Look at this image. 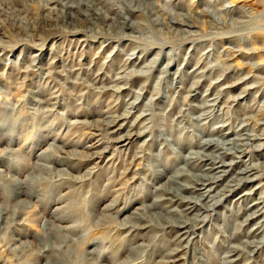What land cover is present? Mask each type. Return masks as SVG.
<instances>
[{"label": "rangeland", "instance_id": "rangeland-1", "mask_svg": "<svg viewBox=\"0 0 264 264\" xmlns=\"http://www.w3.org/2000/svg\"><path fill=\"white\" fill-rule=\"evenodd\" d=\"M79 1L87 0H0V207L8 208L4 224H0V264H63L67 255L70 264H94L98 250L104 256L97 264H139L140 260V264H221L227 248L233 246L237 253L228 258H240L232 264H264V242L257 250L244 244L264 236V213L252 220L247 219L252 209H244L259 196L264 198V185L251 196L240 198L264 183V0H88L94 11L75 8ZM64 5H73L72 15L80 20L73 24L71 18L62 20ZM86 11L89 19L95 12L109 19L85 20ZM180 18L193 27L184 30L175 23ZM125 22L132 27H124ZM135 56L134 65L144 70L136 77L127 74L137 68L126 60ZM153 57L154 65L149 63ZM168 58L171 64L164 69ZM137 91L141 95L136 109L126 108ZM218 92L213 111L217 119L199 121L197 106ZM234 96L240 98L233 101ZM124 110L132 111L129 118L119 119L108 131L123 123L125 134L129 123L143 112L145 119H137L132 129L145 130L142 136L133 137L130 144H124L127 140L117 143L120 152L109 145L100 158H66L65 165H53V173H43L46 180L34 188L29 183L23 185L26 193L34 196L14 195L7 178L28 182L37 174L34 163L43 162L39 153L65 156L53 150L57 146L82 154L102 150L106 144L86 146L101 137V120L122 116ZM219 125L228 133L225 140L235 142L236 134L253 139L238 141L244 145L242 156L219 155L216 166L233 158L238 162L233 171L246 163L258 168L253 176H261L229 187L225 184L235 173L230 168L225 176L219 172L222 176L216 190L226 186L229 191H220L214 198L220 202L210 211L207 223L198 224L196 228H202L189 235L191 245L178 253L179 260L165 263L159 249L170 245L168 240L177 230H159L152 215L159 209L146 210L140 223L147 227L137 229L132 212L153 202L155 187H174L167 177L173 169L183 167L178 153L188 152L184 142L191 141L194 146L197 139L207 137L199 132L202 128ZM67 140L81 143L63 145ZM234 147L227 144L223 148L233 153ZM71 164L77 167L66 166ZM60 169L69 174L58 176ZM124 171L127 175L121 173ZM158 171H164L160 178L156 177ZM56 181H64L62 187L51 188ZM109 182L112 185L103 194ZM60 194H64L62 200L54 202ZM181 195L188 196L189 191L183 190ZM19 199L26 203L20 205ZM116 199L117 208L126 200H135L119 218H114L113 212L103 216L101 208ZM124 217V222H129L122 229ZM256 222L263 227L254 230ZM133 234L143 237L124 247L121 242ZM153 234L154 242L149 244ZM93 239L102 242L97 251ZM139 244H143L139 250L143 259L129 254V248Z\"/></svg>", "mask_w": 264, "mask_h": 264}, {"label": "bare ground", "instance_id": "bare-ground-1", "mask_svg": "<svg viewBox=\"0 0 264 264\" xmlns=\"http://www.w3.org/2000/svg\"><path fill=\"white\" fill-rule=\"evenodd\" d=\"M59 1H61V0H59ZM98 1H100V0H98ZM86 2H89V1L87 0ZM86 2H83V1L82 2L81 1L77 2V6L75 8L81 9L82 7H85V8H90V10L91 9L93 10L94 8H92L90 5L88 6V4ZM64 7H65V13L64 14L62 13L63 14V16L61 18L62 20H64V19L66 20V18H69V19L71 18L70 21L74 22V20L78 19L77 17H75L76 15H72L71 9L74 8L73 5H64ZM132 7H134V6H132ZM137 8H139V7H137ZM127 10H129V9H127ZM86 13H87V11H86ZM207 14H210V13H207ZM83 15H85V20H88V21L89 20L92 21L91 19H93V20H97V21L103 22L102 20L109 19L106 15H101V12L100 13H96L95 12V15H92V17L90 19H89L90 14L87 13V14H83ZM203 15H204V13H203ZM166 17H168V16H166ZM78 20H80V19H78ZM73 22H72V24H73ZM175 23L178 24V25L184 26L185 27L184 30L186 28L193 27V25L191 23H188V22L184 21L181 18L177 19L175 21ZM122 24H123L124 27H128V28L132 27V25L126 24V22L122 23ZM184 30H183V32H184ZM187 30H189V29H187ZM82 40L84 41V39H82ZM34 56H36V55H34ZM129 58H127L126 60H128V63L133 66L132 68H134V69L137 68V70H133V71L132 70H130V71L126 70L127 74L131 73L130 75H132L134 77L140 76V74H142V73L144 74V70L142 69L141 65H137V67H136V65H134L136 63L134 61L138 60V57L135 56L131 60H129ZM169 58H170V56H169ZM169 58L167 59V61L165 63L164 69H167V67L171 64V60L169 61ZM153 59H155V60H153V61H151L149 63L154 65V63L156 62V58L153 57ZM34 64L35 63L33 61V62H31L30 66L34 65ZM146 65L149 66L150 64H146ZM78 69L80 70V68H78ZM148 70H149V67H148ZM147 74L148 73H146V75ZM61 75L66 77V79L69 78V76L67 74H61ZM141 76H143V75H141ZM69 82H71V80H69ZM118 89H119V87H118ZM191 91H193V89H191L190 92ZM37 92H39V91L37 90ZM219 93L220 92L216 93L215 96H213L212 98H209V99L207 98L208 100L203 101L202 104H199L197 106L199 111H200V113L197 116V119L199 121L208 120V122H210L213 119H217L218 115L216 113H213V111H214L215 107H217V101H218ZM140 95H141V93H139V92L136 93V96H135L134 100L129 102V105L126 108L136 109V105L135 104L138 101ZM238 98H240V96H234L232 100L236 101ZM152 99H153L152 97L149 98V100H152ZM36 101H40V100H36ZM40 102H44V101H40ZM147 105H148V103H147ZM131 112H132L131 110H124V112L122 113V116H114L112 119H111V116H110V119L107 118L105 120L104 119L101 120L102 121L101 124L104 127L102 129L103 133H100L101 137L97 140L96 143L87 145L86 148H92V147L100 146L102 144H106V145L103 146L102 150L93 151L91 153H87L86 152V153L82 154V152H79V151H70V152L67 151L66 152L65 150L62 149V147L57 146L56 147L57 149L53 148V150H55L56 152L64 153L65 156H61V155H58V154H56L54 156L53 155L51 156V155H48L49 153L45 154V151L42 152V153H39V155H38L39 159L43 160V162H40V160H39L38 162L34 163L35 165L33 167L36 169V171H37L36 173L37 174L35 176L33 175L31 178L29 177L30 180L28 182H24L22 180H19L16 177H8L7 178L8 179L7 182L9 184V186H12L13 189H14V195H16V197L23 196L24 198H28V197L34 196L31 193H26V192H28V190L25 191L22 188L23 185H25V183H29L30 185H32L31 187L34 188V186H36V184H40L41 182H43L42 179L46 180V177H43V175H42L43 173H45L47 175L53 173L52 170H51L54 167L53 165L54 164L65 165V161L64 160L66 158L75 159L78 156H81L82 158H86L85 160H91L93 158H100L101 155H103L107 151V148L109 147V145L114 146V150L115 151L116 150H119V152L122 151L121 149H118V148H121V147H117L116 146L117 143H120L123 140H127L128 142L124 143V144H130L131 143L130 140L133 137H135V139H137V138H139L140 136H142L144 134L145 130H142V131L140 130V131L135 132V131H132V129L136 128L137 119H139V121L144 120L145 117H146V114L143 113V112L139 113L135 117V119L131 123H129V125H128L129 129H128V131L125 134H122V130L124 129L123 123L119 124V126H117V128H114L111 131H108V129L113 127L114 125H116V123H117V121L119 119H121V118H124L125 120L128 119ZM205 112H207L206 113L207 116H203ZM88 123L90 125L92 124L91 122H88ZM143 124H144V122H143ZM224 125H219L217 127L212 126L211 128H205L203 126L204 128H202L199 132L202 133V134H205L207 137H205V138L200 137L201 140L197 139L195 141L194 146H192L191 141L190 142L189 141L188 142H184L185 143L184 147L189 148L188 152H186V154H181V152L178 151L179 152L178 153V159L180 160V162L183 163V167H181L180 169H178V168L173 169L172 170V174L167 177V179H168L167 183L174 185V187L172 186V187L168 188V187H165L163 184L160 185V186L155 187L154 188V192H155L154 194H157V195H156V198L153 200V202H151V203H149L147 205H144L141 208L139 207V208L136 209V211L132 212V215L135 218V223L137 224V225H133V224L132 225L135 226V228H137V229L142 230V229H145L147 227V225L146 226L143 225V224L141 225V223H140L141 220L144 219V214H145L146 210L150 211V210H154V209H159V210H161L159 213L152 214L154 216L153 218L157 219L158 226H160L159 230L160 231L168 230V233L172 232L175 229L177 230L176 234L172 238H170L168 240V241H170V245L169 246H166V244L162 245L161 247L159 246L160 247L159 253H162V255L167 260V261H165V263H174L177 260H179L180 257L177 256L178 253L182 252L184 248H188V245L191 243L190 238L188 239L189 235L195 234V230L196 229H198V228L201 229L202 227L196 228V226L198 224H200V223L206 224L207 221L210 219V216H211V214H209L210 211L214 212V210L216 209V206H217L216 204H218V201L220 202V199L219 200H214V198H216L219 194H221L220 191H225V192L229 191V190L225 189L226 186H229V187L230 186H234V185L238 186L241 182H245V183L246 182H251V181H253V180L257 179V178H260V176H261V175H254L253 176V173H252L253 170H256L258 168L255 167L254 165H247L246 163H244L243 167L240 168L238 171H233L235 165L238 163V162L234 163L233 158L231 160H229L228 162H222L221 161V164L219 166H216V161L215 160L217 158H219L220 156H222V155L225 156V155L231 154L235 158H239L240 156H242L245 153L244 152L245 150L243 148L244 145L240 144L241 142L238 143V141H241L243 139H247V140H252L253 139V138L250 139L249 137H243L244 135H242V134H236L237 137H235V139H236L237 142L236 141L235 142L234 141H228L230 139L225 140V138L227 137L228 133L222 131L224 129V128H222V126H224ZM91 126H93L95 128V130H97V128H98L96 125H93V124ZM241 129H243V127ZM129 130L132 131V132H130ZM108 133L109 134H115L116 136L110 138L109 137L110 135L108 136ZM94 135H96V134H94ZM214 136H216V137L214 138ZM77 143L79 145L81 142L80 141L77 142V141H73V140L63 141V145L67 144V145H74L75 146V144H77ZM98 143H99V145H97ZM227 144H233L234 146H236V147L233 148V149L236 150L235 151L236 153L235 152H233V153L230 152L229 151L230 148H223ZM122 145H119V146H122ZM230 147H231V145H230ZM179 149H181V148H179ZM219 149H224L225 151L221 152L222 154H219L218 153ZM134 156L136 158L139 157V155H137V153ZM200 156H205L206 159L200 158ZM66 166L69 167V168H76L77 167V165H75V164L66 165ZM184 166H186V168ZM261 167H262V165H261ZM164 168H166V166L163 167V169ZM219 168H221V170H217ZM226 168H227V170H226ZM229 168H230L231 172L233 171V173H235L234 174V178L228 180V183L225 184L226 186L224 187V189H217L216 190V188L219 186V183L221 181L219 179V177L222 176L221 174H219V172H224L223 175L225 176V174H228L227 172H230V171H228ZM192 170H193V172H192ZM260 171H261V169H260ZM58 172H59L58 176L65 175V174L67 175V173H68L66 169H60V170H58ZM88 173H93V172L88 171ZM121 173H125L126 174L127 171H124V172H121ZM163 175H164V171H160V172L158 171L156 177L160 178ZM250 176H252L253 178H250ZM132 178L134 179V177H132ZM56 182L53 183L54 186L52 185L51 188L52 187L53 188L60 187L63 184L64 181L57 182V183ZM229 182H232L233 184L231 185V184H229ZM65 183L67 184L68 181L65 182ZM109 184L112 185L111 182L105 184L106 188H104L102 190L103 194L106 193L107 187H108ZM211 184H214L215 187L213 185H211ZM242 184H244V183H242ZM262 184L264 185L263 182L260 183L259 187H256V189H254V191H253V188L248 190V191H245L244 193H242L240 198L244 199V198H247V197L251 196L255 192V190H258L257 188H261L262 187ZM33 188H32V190H33ZM183 190L189 191V195L188 196L181 195V192ZM35 192H37V191L35 190L34 193ZM263 193H264V191H263ZM63 195L64 194L58 195L57 199H55L54 202L62 200ZM222 196H223V194H222ZM205 199H206V201L203 202ZM134 200L135 199L130 200V202L128 200H126L127 202H125L121 207H118V208H117V202H118L117 199L113 200V201H111L110 203H107L106 205H104L101 208L102 212H104V213H101V214L103 216L109 217V216H111L110 214L113 212L114 214H116V215H114V218H116L117 216L119 218V215H121L122 213L126 212V210L130 207L131 201L133 202ZM96 201H98V200H96ZM199 202H201V203H199ZM24 203H26V201H24L23 199H19V204L20 205L23 206ZM94 203H95V201H94ZM175 205L176 206L184 205L185 207L184 208H178ZM260 205H262V206L260 207ZM59 208L60 207H55L56 210L59 209ZM263 208H264V198L262 196H259L258 199L255 200L252 203V205H250V206L247 205L246 207H244V209H247V210L252 209L251 212L248 214V218L247 219H252L253 220V219L257 218L258 216L262 215L264 213V210H262ZM7 209L8 208L4 207L3 204H2V207H0V224L1 223L4 224V220L6 218V217L4 218V216L8 212ZM93 210H95V209H93ZM187 211H189V212H187ZM192 212H194L193 215L192 216H188ZM130 219L131 218H129V220ZM158 219H161V222H159ZM96 220H97V218H96ZM124 220H125V217L120 221V226H122L121 227L122 229H125L126 227H123V226H125L126 223L129 222V221H127L125 223ZM259 222L255 223L256 225H255V229L254 230H259V229H261V227H263V226H261V223H259ZM154 223H156V222H154ZM17 224H22V223H17ZM4 227H5V225H4ZM148 227H150V226H148ZM154 228H156V227H154ZM154 228L152 227V230ZM75 229H76V227L74 228V230ZM20 232H21V234H23L22 231H20ZM260 232H262V231H260ZM250 235H253V233L252 234L250 233ZM137 237L141 238L143 236L142 235H137ZM137 237H135L134 234L132 236L130 235L128 237V240L125 243H124V241H122L121 244L122 245L124 244V247H126V246L130 247V245H129L130 242L133 241L134 239H136ZM154 238H155V234H153L152 236H149V240H150L149 244L154 242ZM248 240L244 241V244L248 245L249 247H254L257 250V249L262 248V243L264 242V236H261L260 239L257 240V241H248ZM91 241H92L93 244L95 243V246H94L95 248L94 249L96 251H97V247L99 245L102 246V242L100 243L99 240L93 239ZM91 241H89V242H91ZM251 244L253 246H251ZM21 245H24V243L21 242ZM141 245H143V244H139L137 247L133 246V247L129 248L131 250V251H129V254H136V256H139L141 259H143V256H144V255H142L143 252L139 251L141 249L140 248ZM98 249H99V247H98ZM237 250H238V248L235 247V246L230 247V248L228 247L227 250H226V254L221 259L220 263L221 264H232L233 262L238 260V258H240L239 257L240 255H237L234 258H228L230 256H234L237 253ZM66 254H68V253H66ZM114 255H116V252H114ZM68 256L69 255H67L66 258H63V264H70V262L68 261L69 260ZM103 256L104 255L102 253V250L101 251L98 250L96 262L98 260L102 259ZM90 259H91V257H90ZM96 262L93 261L94 264H97ZM141 262H142V260H140V263ZM245 262H248V261L246 260ZM244 264H248V263H244Z\"/></svg>", "mask_w": 264, "mask_h": 264}]
</instances>
